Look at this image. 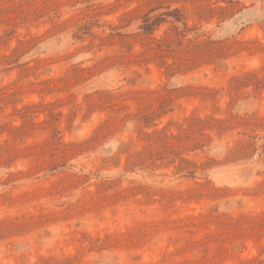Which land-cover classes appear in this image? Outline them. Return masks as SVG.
Wrapping results in <instances>:
<instances>
[{
    "label": "rangeland",
    "instance_id": "374dc122",
    "mask_svg": "<svg viewBox=\"0 0 264 264\" xmlns=\"http://www.w3.org/2000/svg\"><path fill=\"white\" fill-rule=\"evenodd\" d=\"M0 264H264V0H0Z\"/></svg>",
    "mask_w": 264,
    "mask_h": 264
}]
</instances>
